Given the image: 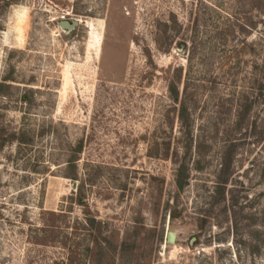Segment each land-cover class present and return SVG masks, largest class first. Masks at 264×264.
<instances>
[{
  "label": "rangeland",
  "instance_id": "rangeland-1",
  "mask_svg": "<svg viewBox=\"0 0 264 264\" xmlns=\"http://www.w3.org/2000/svg\"><path fill=\"white\" fill-rule=\"evenodd\" d=\"M7 2L0 264H264V0Z\"/></svg>",
  "mask_w": 264,
  "mask_h": 264
},
{
  "label": "trees",
  "instance_id": "trees-1",
  "mask_svg": "<svg viewBox=\"0 0 264 264\" xmlns=\"http://www.w3.org/2000/svg\"><path fill=\"white\" fill-rule=\"evenodd\" d=\"M4 3L8 4L6 0H2ZM4 82L7 81V79H3ZM5 89L7 87H4L3 83H0V93L2 92L1 89ZM169 95L171 97V100L176 104L178 101V88H177V83L175 81H170L169 83ZM178 118L180 121L186 125L188 121V114H187V108L185 104L180 105L179 110H178ZM192 141V138L189 140V145H187V150L191 148L190 142ZM80 145H78L75 150H73V156H69V158L66 160L67 165H74L75 162L77 161V154L80 152ZM164 158H167V154L163 156ZM186 164L184 161H180L179 164L177 165V171H176V185L178 189H182L184 185L186 184L187 180V174H186ZM227 179H221L220 181V186L223 188ZM81 189V188H80Z\"/></svg>",
  "mask_w": 264,
  "mask_h": 264
},
{
  "label": "water",
  "instance_id": "water-1",
  "mask_svg": "<svg viewBox=\"0 0 264 264\" xmlns=\"http://www.w3.org/2000/svg\"><path fill=\"white\" fill-rule=\"evenodd\" d=\"M6 1H8V0H6ZM76 25H77V21L76 20H73L70 23L67 22V21H60L59 22L60 28H62L64 30L72 29ZM167 241H168V243H173L174 242V234L173 233H169L168 234Z\"/></svg>",
  "mask_w": 264,
  "mask_h": 264
},
{
  "label": "clouds",
  "instance_id": "clouds-1",
  "mask_svg": "<svg viewBox=\"0 0 264 264\" xmlns=\"http://www.w3.org/2000/svg\"><path fill=\"white\" fill-rule=\"evenodd\" d=\"M28 11L29 9H27L26 7L25 8H22L21 11H20V16L22 18H26L27 17V14H28ZM3 35H7V33H4Z\"/></svg>",
  "mask_w": 264,
  "mask_h": 264
}]
</instances>
